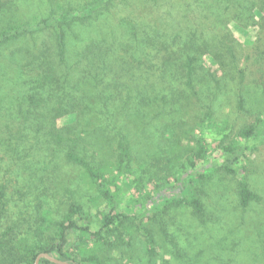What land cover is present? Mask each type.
<instances>
[{
    "label": "rangeland",
    "instance_id": "rangeland-1",
    "mask_svg": "<svg viewBox=\"0 0 264 264\" xmlns=\"http://www.w3.org/2000/svg\"><path fill=\"white\" fill-rule=\"evenodd\" d=\"M7 1L11 4L2 2L8 5ZM40 1L28 0L19 16L40 19L60 11L59 6L68 8L69 2L84 3ZM261 4L262 0H109L93 18L67 28L63 63L58 61L53 28L28 31L0 48V148L15 155L3 179L10 207L0 218V232L18 223L19 233L28 235L31 243L49 240L53 230L41 229L36 207L37 197L44 193L52 215L64 214L74 202L91 222L99 211L109 209L108 199L83 181L82 166L66 160L69 147L98 165L116 157L121 128L145 193L150 176L160 188L176 182L166 169L171 165L167 157L173 156L167 150L176 132L181 133L180 124L190 134L210 113L218 121L227 120L235 135L258 123L264 117ZM41 52L54 62L49 80H38L43 66H37L36 55ZM78 58L81 62L75 67ZM83 58L85 64L96 61L92 70L97 78H90L87 70L83 73ZM190 68L194 87L188 84ZM74 81L80 82L74 90L79 103L72 113L62 111L58 117V102H68ZM42 100L48 106L37 107ZM122 104L125 107L119 108ZM138 110L146 113L135 115ZM50 129H60L64 136L57 141L61 144L55 142L56 152L46 146ZM21 132L24 138L14 140ZM32 132L42 135V144ZM198 133L199 129L193 134ZM185 138L181 135L182 144ZM249 144L245 171L259 200L243 206L238 177L218 170L198 183L204 215L190 206L154 210V215L142 218L133 214L137 227L128 240L107 235L114 245L105 246L104 264H264V135L249 139ZM44 149L53 153L46 163L37 158ZM148 237L153 240L151 250Z\"/></svg>",
    "mask_w": 264,
    "mask_h": 264
},
{
    "label": "trees",
    "instance_id": "trees-1",
    "mask_svg": "<svg viewBox=\"0 0 264 264\" xmlns=\"http://www.w3.org/2000/svg\"><path fill=\"white\" fill-rule=\"evenodd\" d=\"M2 1L5 0H0V48L20 38L28 31L53 28L56 46L60 54L59 63H63L66 59L67 28H70L73 23L79 20L84 23L93 18L99 7L109 2V0H83L84 3L82 4L81 2L78 4L69 2L67 4L68 8L63 9V6H59L61 10L54 11L52 15L40 19L33 16L31 19L24 20L19 16V12L26 10L29 4L28 0H9L11 4L7 1L8 5ZM53 1L50 0V3H53ZM38 3L42 4L40 0ZM80 4L81 7H79ZM260 10L264 14V0H262ZM42 52L36 55L37 66H43L39 72L38 80H49L55 71L54 62ZM80 62L81 59L78 58L73 65L76 67ZM44 65L46 66L44 67ZM95 65L96 61L85 64L83 58V73L87 70L90 78H97L93 75L94 70H92ZM67 73L70 75L71 80L72 70ZM187 78L188 84L194 87L191 68L187 71ZM75 82H71L72 87L67 93L70 97L68 102H58V111L56 112L58 117L61 116L62 111L66 114L72 113L74 106L79 103L80 97L74 94V90L79 87L80 82ZM31 101L33 102V100ZM31 105H35V102ZM41 106H48V104H45L42 100L37 107ZM120 107H125V105L122 104ZM140 113L146 112L138 110L135 115ZM197 126L198 128L193 126L190 134H187V130L183 129L180 124L178 128L182 129V134L176 132L178 134L167 150L172 152L173 156L167 157V163L171 162V165L166 169L175 176L176 182L160 188L155 181V177L150 176L146 180L148 189L145 193H142L139 188L142 178L136 175L131 165L130 141L128 136L121 131V128L117 130L119 142L116 157L100 162L98 165L90 163L85 156L74 152L73 146L69 147L65 154L66 160L82 166L81 177L83 181L97 188L108 199L109 209L99 211L94 216L93 221L87 222L84 217L85 212L81 210L79 204L72 202L70 206H67V211L64 214L56 213L52 215L53 211L48 206L47 195L45 193L39 195L36 207H39L41 211V229L53 230L51 231L52 236L49 240L41 241L37 239V242L31 243L32 240L29 241L28 235L19 233L18 223L7 225L0 232L1 264H34L40 252H48L56 258L73 264H104L105 246L114 245L106 239L107 235H118L122 239L128 240L129 234L137 227V224L131 219L133 214L142 218L154 215V210H168L175 208L174 206H190L195 212L204 215L205 207L201 196L197 192L198 183L202 177L218 170L232 173L238 177V195L243 206H247L251 200H259L260 196L249 186L245 162L251 151L249 139L264 135V117L256 124L241 128L235 135L231 134L232 125L227 120L218 121L212 118L210 113H208V118L199 121ZM198 129L199 133L193 134ZM167 131V135H173L170 130ZM48 132L50 135L46 133L47 145H44L51 146L50 149L56 152L55 142L61 144L57 141L64 139V136L60 129L57 132L50 129ZM172 132H175L174 129ZM32 133V137L36 140L38 136H42L36 132ZM183 134L186 137L184 144L180 140ZM25 136L28 135L25 134ZM22 138H24L23 132L17 135L14 140L21 141ZM5 142L1 141V143ZM37 142L42 144V137H39ZM13 147H18V144H13ZM12 155L10 150L0 148V178L2 179V181L0 180V218L6 215V211L10 207L7 184L3 179L6 178L9 172L10 162L15 159V155H13V158ZM41 157L44 160L40 161L46 163L48 160L46 158L52 159L53 153L44 149L37 155V158ZM176 163L179 164V168L174 169L171 167ZM142 225L141 223V230L147 233V228ZM147 242L148 248L151 250L153 240L148 237ZM38 264L57 263L46 257H41Z\"/></svg>",
    "mask_w": 264,
    "mask_h": 264
},
{
    "label": "water",
    "instance_id": "water-1",
    "mask_svg": "<svg viewBox=\"0 0 264 264\" xmlns=\"http://www.w3.org/2000/svg\"><path fill=\"white\" fill-rule=\"evenodd\" d=\"M41 257H46L49 260H51L52 262H55L57 264H73L69 261H66V260H63L60 258H56V257L52 256L51 254H49L48 252H40L36 257L34 264H38Z\"/></svg>",
    "mask_w": 264,
    "mask_h": 264
}]
</instances>
